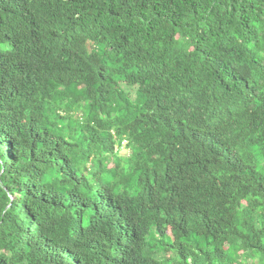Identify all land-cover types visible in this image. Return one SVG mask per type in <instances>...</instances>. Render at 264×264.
Returning <instances> with one entry per match:
<instances>
[{
	"label": "trees",
	"instance_id": "16d2710c",
	"mask_svg": "<svg viewBox=\"0 0 264 264\" xmlns=\"http://www.w3.org/2000/svg\"><path fill=\"white\" fill-rule=\"evenodd\" d=\"M0 264H264V0H0Z\"/></svg>",
	"mask_w": 264,
	"mask_h": 264
},
{
	"label": "clouds",
	"instance_id": "9594fccd",
	"mask_svg": "<svg viewBox=\"0 0 264 264\" xmlns=\"http://www.w3.org/2000/svg\"><path fill=\"white\" fill-rule=\"evenodd\" d=\"M125 144V140H123L122 142H121V146H122V148L120 149V150H123L124 152H126V148H124V145Z\"/></svg>",
	"mask_w": 264,
	"mask_h": 264
},
{
	"label": "rangeland",
	"instance_id": "374dc122",
	"mask_svg": "<svg viewBox=\"0 0 264 264\" xmlns=\"http://www.w3.org/2000/svg\"><path fill=\"white\" fill-rule=\"evenodd\" d=\"M119 152H120V154H123V153H124V151H123V150H119Z\"/></svg>",
	"mask_w": 264,
	"mask_h": 264
}]
</instances>
